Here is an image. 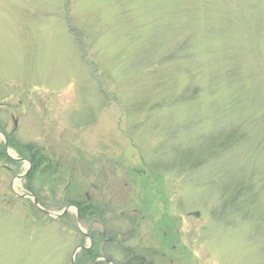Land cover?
I'll return each mask as SVG.
<instances>
[{
    "label": "rangeland",
    "instance_id": "374dc122",
    "mask_svg": "<svg viewBox=\"0 0 264 264\" xmlns=\"http://www.w3.org/2000/svg\"><path fill=\"white\" fill-rule=\"evenodd\" d=\"M4 136L50 160L30 182ZM12 190L87 193L89 237ZM90 240L95 264H264V0H0V264H90Z\"/></svg>",
    "mask_w": 264,
    "mask_h": 264
},
{
    "label": "trees",
    "instance_id": "16d2710c",
    "mask_svg": "<svg viewBox=\"0 0 264 264\" xmlns=\"http://www.w3.org/2000/svg\"><path fill=\"white\" fill-rule=\"evenodd\" d=\"M7 143L9 144V142H8V140H7ZM10 145V144H9ZM14 146V145H13ZM27 153H29L28 155H27V159L30 161V163H31V168H30V170H29V172L27 173V175L25 176L26 178H27V180H29V182L31 181V180H33V178H34V172H35V170H36V168L40 165V164H42L44 161H46L45 159H44V154H39V153H37V152H34V151H31V146H27V145H25V146H23L22 147ZM21 150V149H20ZM19 151V150H18ZM2 156H4V157H6L4 154L2 155ZM186 159V158H185ZM7 160L8 161H12V160H10L8 157H7ZM197 160V159H196ZM190 162V161H189ZM191 163V162H190ZM45 169H49V167H46ZM39 174V173H38ZM30 185V184H29ZM36 185H39L38 183H36ZM27 187V186H26ZM30 190V189H29ZM30 193H31V191H30ZM37 201H38V199H37ZM39 203H40V205L42 206L43 204L40 202V201H38ZM70 204H74V205H76V207H77V209H78V215H79V217L80 218H84L87 214H89V213H92L93 212V208L95 207V208H97V206H94V202H91V200L90 199H86V198H84L83 200H75V201H72V203H70ZM94 207H93V206ZM43 207V206H42ZM98 210H101V209H99L98 208ZM97 212V211H96ZM99 215V214H98ZM95 244H94V242H93V245H91L88 249H83L82 250V253L84 254V259H88V260H91L92 258H95L96 257V254L94 253L95 252ZM127 256V260H126V262H125V264H139L136 260H135V258H134V260H132L133 259V257H134V255L133 254H127L126 255ZM170 257V256H169ZM170 259L171 258H169L168 259V261L170 262ZM136 261V262H135ZM76 264H77V262H76Z\"/></svg>",
    "mask_w": 264,
    "mask_h": 264
},
{
    "label": "water",
    "instance_id": "95a60500",
    "mask_svg": "<svg viewBox=\"0 0 264 264\" xmlns=\"http://www.w3.org/2000/svg\"><path fill=\"white\" fill-rule=\"evenodd\" d=\"M28 165H29V163H28ZM27 172V170L24 172V173H26ZM14 192V191H13ZM15 193V192H14ZM16 194V193H15ZM23 196H28L29 198H31V200H32V202H33V204H34V206H36L38 209H40L43 213H45L46 215H48V216H50V217H58V216H60L62 213H64V212H66L67 210H69L70 208H74L75 210H76V207L75 206H70V205H67V206H65L60 212H58V213H54V212H51V211H48V210H45V209H42L38 204H37V202H36V200L34 199V197L33 196H31V195H23ZM77 212V211H76ZM78 229H79V231L80 232H82V230L80 229V227L78 226ZM83 233V232H82ZM76 250V249H75ZM75 250L73 251V254H74V252H75ZM71 264H73V262H71Z\"/></svg>",
    "mask_w": 264,
    "mask_h": 264
},
{
    "label": "flooded vegetation",
    "instance_id": "af4514ba",
    "mask_svg": "<svg viewBox=\"0 0 264 264\" xmlns=\"http://www.w3.org/2000/svg\"><path fill=\"white\" fill-rule=\"evenodd\" d=\"M4 155L6 156L5 157V159L7 160V155L4 153ZM44 159L47 161V157L46 156H44ZM22 160V159H21ZM11 162H14L13 160L11 161ZM86 199H88V197L86 198ZM75 220H76V217H75ZM88 235V234H87ZM89 236V235H88ZM136 257V258H135ZM97 257H95V258H92L91 260H90V264H95L96 262H93L94 261V259H96ZM103 258V257H102ZM134 258H135V260L139 263V264H151V261H148V260H146V258L144 257V256H136V255H134V257H133V259L132 260H134ZM104 259V261L106 262V264H110V262L106 259V258H103ZM151 259V258H150ZM135 261V262H136ZM126 262V261H125ZM125 262L124 261H121V262H117V264H125ZM170 263V262H169Z\"/></svg>",
    "mask_w": 264,
    "mask_h": 264
}]
</instances>
